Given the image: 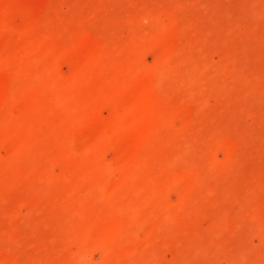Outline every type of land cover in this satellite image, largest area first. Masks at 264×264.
Returning <instances> with one entry per match:
<instances>
[{"label":"rangeland","instance_id":"rangeland-1","mask_svg":"<svg viewBox=\"0 0 264 264\" xmlns=\"http://www.w3.org/2000/svg\"><path fill=\"white\" fill-rule=\"evenodd\" d=\"M0 264H264V0H0Z\"/></svg>","mask_w":264,"mask_h":264}]
</instances>
